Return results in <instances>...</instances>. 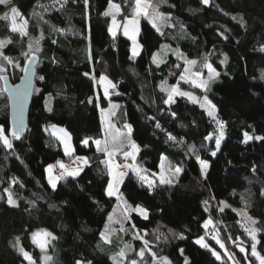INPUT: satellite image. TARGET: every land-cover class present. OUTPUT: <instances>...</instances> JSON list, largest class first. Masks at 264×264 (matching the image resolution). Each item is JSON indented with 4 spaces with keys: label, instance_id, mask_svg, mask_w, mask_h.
Wrapping results in <instances>:
<instances>
[{
    "label": "trees",
    "instance_id": "16d2710c",
    "mask_svg": "<svg viewBox=\"0 0 264 264\" xmlns=\"http://www.w3.org/2000/svg\"><path fill=\"white\" fill-rule=\"evenodd\" d=\"M156 1L160 11L170 14V25L161 35L143 19L142 50L135 57L131 41L122 34L114 38L109 31L111 16L104 15L111 2L121 9L119 13L113 9L114 15L131 17L135 0H88L87 4L71 0L62 8L60 4L53 7V0H11L9 6L0 5V16L16 7L28 22V35L21 36L10 31V20H0V40L12 41L4 54L18 65L6 64L3 76L17 83L28 62L23 53L30 42L35 48L34 40L41 33L44 37L41 50L34 52L38 57L36 86L28 126L20 139L11 135L8 99L0 79V125L13 142L8 149L0 141V264H28L18 245L41 263L43 253L32 238L41 230L56 237L49 245L52 260L47 264H76L78 260L114 264L100 235L117 204V198L106 194L110 175L101 163L106 155L94 143L104 135L100 110L110 105L102 94L101 76L117 86L112 90L120 94L116 99L121 108L114 120L119 126L123 122L132 126V139L139 146L136 164L153 176L166 156L183 170L180 179L170 185L159 184L153 176L156 183L149 188L130 169L121 192L133 207L146 209L148 219L132 211L126 231L118 235L133 240L138 230L157 257H166L171 264H184L185 258L189 264H222L195 243L203 236L221 253L224 264H232L202 227L211 217L220 223L219 237L240 264H246L236 246L241 241L249 259L259 264L250 255L252 241L244 226L261 229L257 251L264 255V140L244 143L243 134L264 136V0H210L208 5L201 0ZM167 43H171L168 55L154 62L155 54ZM174 50L183 58L178 59ZM205 56L219 77L209 83L206 92L190 83L181 87L200 99L206 95L216 106V118L226 125L219 151L215 148L219 128L206 110L187 97L177 96L175 103L165 104L167 93L160 87L164 81L168 86L177 84L185 59L196 60L194 70L206 73L202 67ZM225 56L227 62L222 64ZM48 97L53 101L50 112ZM51 125L70 132L73 155H66L58 138L46 131ZM169 133L176 140H169ZM209 134L212 140L206 139ZM85 139L87 145L82 143ZM77 156L86 157L88 163L79 175L59 179L53 190L48 166ZM201 160L209 165L206 176ZM13 179L18 183L12 185ZM6 188L18 207L7 203ZM222 202L230 207L220 212ZM244 210L258 223L252 225L238 214ZM134 242L136 248L143 247L140 241ZM148 261H153L150 254Z\"/></svg>",
    "mask_w": 264,
    "mask_h": 264
},
{
    "label": "snow or ice",
    "instance_id": "6c2138e0",
    "mask_svg": "<svg viewBox=\"0 0 264 264\" xmlns=\"http://www.w3.org/2000/svg\"><path fill=\"white\" fill-rule=\"evenodd\" d=\"M160 2L165 3L166 0H160ZM201 2L205 5H208L210 3V0H201ZM65 3H67V0H53V7L56 4H60V7L62 8ZM85 3L87 4L88 0H85ZM10 4H11V0H0V5L9 6ZM41 7L43 6L41 5ZM113 9H115L117 13L121 11L120 6L118 4H113L110 2L109 9L104 12V15L112 17V27L109 29V31L112 33L113 37L115 38L119 25L117 24L116 16L113 14V11H112ZM149 9H152V13L149 12ZM34 15H36V13H34ZM141 16L147 18L149 22L151 23L152 27L155 28L157 32H160L161 35H163V32L161 31V28L160 26H158L157 22L163 21L165 17L162 14L156 12V8L153 6L152 0H135V7L133 10V15L131 17L126 18L127 23L123 28V35L129 37V39L133 41V47H132L133 57L139 55L140 48L142 47L136 44L137 33L139 31V17ZM17 17H20L23 23L18 24ZM233 19H235V17ZM0 20H4V21L10 20L11 21L10 31L12 33H19L21 36L28 35V32H27L28 22L26 19L23 18L22 14L19 12V10L16 7H10L8 12H5L2 16H0ZM54 30L61 31V32L63 31V29H59V30L54 29ZM221 35L223 36L224 34L221 33ZM43 38H44L43 33H41L40 37L34 40L35 48L33 47V43L30 42L28 45V51L23 53L25 57H28L29 67L23 69L26 73H30L32 71L31 65H33L38 60V57L34 54V52H38L41 50L40 42L43 40ZM224 39L227 40L228 37L224 36ZM10 43H12L10 38L5 39V40H0V79H4L5 82L7 81V78L2 75L4 72L7 71V68L5 65L12 64L14 66H18V65H15V62L11 57L4 54L3 49L7 46V44H10ZM164 47L170 48L171 46L166 45ZM261 51H264V48H262ZM174 53L178 59L183 58L182 53H180L179 50H174ZM153 59H154V62H157V63L162 62V61H157L155 57ZM204 59H205V63L203 64L202 67L207 70L206 76L204 75L202 71H196V72L191 71L192 67L196 66L198 63L196 60L185 59L186 67H184L183 74H181L179 80L185 83H190L192 86L200 88L206 92L208 90L209 83L213 81L215 78L219 77L220 73L212 66L211 63L207 62V56H205ZM227 59H228L227 56H225L224 59L221 60V63L222 64L226 63ZM176 67L179 68L180 65H176ZM84 75L89 76L90 74L85 73ZM92 78L95 79V77H92ZM261 78L264 79V74H262ZM40 79H43V77H40ZM100 81L104 82L105 84L103 95L110 99L109 88L115 89L117 87L116 84L113 83L111 80H109L107 76H101ZM160 87H161V91L167 93V99L164 100L165 104L171 105L172 103H175L174 98L177 96L187 97L192 103H198L201 108L206 110L207 115L216 122L219 128V132L215 136V148H216V151H219L221 141L225 135L224 128L226 125H225V122L220 121L216 118V106L212 104L210 100H208V97L205 95L203 97V102H201L199 98H197L195 95L182 91L179 86V81L177 82L176 85H172V86H168L167 82L164 81L162 82ZM17 95L20 97H23L24 95H26V91L17 92ZM97 99H99V95L97 96ZM91 102L92 101L89 100V103ZM118 107H119L118 105H115V104L112 105L113 109L118 108ZM49 111H51V108H49ZM114 114L115 113H113V115ZM172 115L174 116L175 113H172ZM152 119L154 120L155 117H152ZM156 127L158 128L160 127L158 122L156 123ZM125 128L127 129V133L124 134L123 136H121L119 132L117 131V133L114 135H111L110 138L106 137L103 141L100 139H97L94 141L95 145L97 146V150L104 153L107 157L105 160L101 161V163H104L107 166L108 174L111 176V180L107 184V187H106V194L109 197L116 196L118 200L124 201V205H125L123 209L124 220L130 219V216L128 214L130 208H131V211L138 212L144 219H148V212L146 209H144L143 207L139 205L136 206L135 208H132L131 206L127 205V202L126 200H124L122 195H119V186L120 184H122L123 179L126 175V173L118 171L119 168L131 169L132 171L136 173V175L139 177L141 181L145 182L148 185L149 188H152L154 184L156 183L155 179L150 178L148 175L141 174L142 171H146V170L140 169L137 165H135V163L133 164L127 163V160L129 158H131L132 161L135 162L136 154L139 151V146L134 141L131 140L132 126L130 124H126ZM23 130L24 129H23L22 121H21V127L19 128V130H17V128L13 126L12 133H11L12 137L15 139H20V132H22ZM243 135H244V140H243L244 143H248L249 141L253 139L264 140V136H261V135H252V134H249L248 132H245ZM168 139L176 140V137L172 136L169 133ZM206 139L212 140L213 134H209V136H207ZM0 141L3 142V145L6 148L8 149L13 148V142L8 137V135H6V130L2 125H0ZM82 143L87 145L88 140L85 139ZM216 151L212 152L213 156L216 155ZM65 154L71 156V149L67 143H65ZM118 154L124 157V161H125L124 163L121 164L114 160V157L117 156ZM76 159L82 160L85 164H87L88 162L86 157H77ZM197 159H199L198 156H197ZM200 164H201L202 172L206 176V170L209 167V165L207 164V162L203 160L200 161ZM53 167H54L53 165H49L47 169V171L49 172V183L53 190H55L57 186V181L59 179H62L65 175L73 176V177L77 176L79 175V172L81 170L80 168H74L72 170H69L63 162H60L59 167L60 169H62V171L59 173V175L52 176L51 173H52ZM181 171L182 169L180 167H175L173 169L172 166L169 165L168 171L166 174L165 165L161 163L160 172L158 174H153V176L158 177L159 184L161 185L169 184L170 185L174 182V178L179 177V174L181 173ZM253 171H255V168H253ZM11 183L12 185H15L16 183H18V181L16 179H13ZM21 187H23L22 184H21ZM4 192L7 193V203L13 207H18V204H16L15 200L13 199L12 192L9 191V189L7 188L4 189ZM204 203L205 205H207L208 201H205ZM222 203H223V206L219 208L220 212H223L225 208L230 207L226 202H222ZM205 210L208 211L207 208ZM233 211H236V210L233 209ZM238 214L247 217V219L251 221L252 225H255L258 223L252 217L247 216L246 212L238 213ZM113 223H120L121 227L119 231H125V229L123 228L122 222L119 220H114L113 216L110 215L108 217V223L105 224L104 231L101 232L100 234L101 239L105 243H111V234L112 232L116 231V229L110 228V225ZM210 226H212L215 229V225L211 217H209L204 222L202 227L205 230H207L209 229ZM132 228L134 229L135 225H132ZM244 231L247 233V235L250 237L252 241L251 249H250L251 257H255L256 261H258L259 264H264V255H261L257 251V244L260 242L258 240V233L261 231V229L255 228V227L244 226ZM41 237L49 238V239H41ZM32 238H33V243L37 244L42 252L46 251L47 245L50 243V240L56 239V237L47 230H41V231L33 233ZM134 238L143 240V247L140 248V250L137 253V255L140 258L139 261L136 259H132L128 261V264H144V257L146 253L151 255L155 264H171V262L166 257H159V258L157 257L156 253L152 251L150 242L148 240H144L143 236L139 233L138 230L134 233ZM159 238L160 237L157 236V239ZM180 238L183 239L184 237L181 235ZM212 239L216 241V243L219 245L221 249H224V256H226L229 261H232V264H239V262L236 261L235 259V254L229 252L225 246V243L220 239L218 229H215V235L212 236ZM18 241H19V238H17V242ZM233 242L236 243L235 241ZM195 243L200 245L202 248L208 249L217 260H220L222 264H224V260H223V257L221 256V253L218 252L215 248H213L205 240L203 236L197 238ZM15 246L16 245H14V247ZM236 246L239 248V251L241 253L245 254L243 259L247 261V264H253V261L249 259L248 250L243 246V242L241 241ZM18 250L20 254L24 257V259L29 262V264H36V261L33 259L32 255L29 252L25 251L23 247H20ZM126 250H134V249H132V246L130 244H125L124 247L119 250V252H117L116 254L110 257L113 260L114 264H124V262L128 260L127 255H126ZM181 254H183L182 249H181ZM43 260L45 261V264H47L48 261L52 260V257L45 255L43 257ZM76 264H91V261L78 260L76 261ZM185 264H188L187 258H185Z\"/></svg>",
    "mask_w": 264,
    "mask_h": 264
},
{
    "label": "rangeland",
    "instance_id": "374dc122",
    "mask_svg": "<svg viewBox=\"0 0 264 264\" xmlns=\"http://www.w3.org/2000/svg\"><path fill=\"white\" fill-rule=\"evenodd\" d=\"M152 4H153V2H152ZM159 4V3H158ZM157 3H155V5H154V7L155 8H157L158 10H159V6L160 5H158ZM158 6V7H157ZM160 11V10H159ZM116 16V21H117V24L119 25V27H118V29H117V34L116 35H119V34H121L122 32H123V28H124V26L126 25V23H127V19L126 18H128V16L126 15V14H123V16H122V18L120 19V18H118V16L117 15H115ZM24 19H26L25 17H23ZM11 22V21H10ZM141 22H142V20L140 19L139 20V31H138V33H137V36L139 35V33H140V24H141ZM17 23L18 24H21V23H23V21L21 20V18L20 17H17ZM112 27V17H111V22H110V26H109V29ZM27 31H28V23H27ZM112 34V33H111ZM167 48L166 47H164L163 48V50H162V52H157V56H156V54H155V58L157 59V57H160V56H162V55H164V54H166V50ZM159 53V54H158ZM195 67V66H194ZM194 67H192V69H191V71L192 72H196L195 70H194ZM182 74H183V72H182ZM204 75L206 76L207 75V70H206V73H204ZM180 78V77H179ZM179 86H180V89L182 90V91H184V92H188V93H191L190 91H187L186 89H184V88H182L181 87V85L183 84V83H185V82H183V81H180L179 80ZM184 85V84H183ZM109 92H110V105H109V107H107L106 109H101L100 110V114H101V119H102V122H103V127H104V135H103V137H101V138H99L100 140H104L106 137H109L110 138V136L111 135H114V134H116L117 133V131L119 132V134L121 135V136H123L124 134H126L127 133V129L125 128V125L126 124H128L127 122H123L122 124H121V126H119L118 124H117V122H116V120H114V117H115V115L116 114H118V111H119V107H120V102H119V100L118 99H116V97H118V96H120V94L119 93H117V92H113V90L111 89V88H109ZM192 94V93H191ZM196 96V95H195ZM197 97V96H196ZM198 98V97H197ZM199 100L201 101V102H203V98L202 99H200L199 98ZM209 100V99H208ZM52 103H53V101H52V98L51 97H48V99H47V103H46V108H47V110L49 111V108H51V110H52ZM113 104H115V105H118L119 107L118 108H115V109H113L112 108V105ZM50 112V111H49ZM216 112H217V109H216ZM113 113H115L114 115H113ZM46 131L47 132H52L53 134H54V136H56L57 138H58V140L61 142V144H62V148H63V150H64V152H65V143H67L68 145H69V147H70V149H71V155H73V153H74V145H73V140H72V136H71V134H70V132L67 130V128H65V127H63V126H58V125H51V126H49V127H47L46 128ZM131 140L133 141V139H132V131H131ZM222 141H223V139H222ZM221 141V142H222ZM77 157H83V156H77ZM77 157H74L73 159H71V160H69V161H67V162H64V161H60V162H63L64 164H65V166L69 169V170H72V169H74V168H83L86 164L82 161V160H78V159H76ZM107 158V157H106ZM122 158H123V160H122V162H118V163H124L125 161H124V157L122 156ZM114 160H115V157H114ZM116 161V160H115ZM60 162H58L57 164H55V165H53L54 167L52 168V173H51V175L52 176H57V175H59V173L62 171V169H60V167H59V163ZM117 162V161H116ZM127 163L128 164H133V163H135V165H137L136 164V160H135V162H133L132 161V159L131 158H129L128 160H127ZM161 163H163L164 165H165V172H166V174H167V171H168V166L170 165V166H172V168L174 169L175 167H179V166H173L172 164H171V162L169 161V159L166 157V156H164L163 158H162V162ZM208 164V163H207ZM161 165V164H160ZM138 167H139V165H137ZM140 169H142V170H144L143 168H141V167H139ZM181 168V167H180ZM48 169V168H47ZM182 169V168H181ZM118 171H120V172H124V173H126V175H127V173H128V171H129V169L128 168H119L118 169ZM159 172H160V166H159ZM158 172V173H159ZM158 173H156V174H158ZM182 173H183V170L181 171V173L179 174V177L178 178H174V182L173 183H176L179 179H180V177H181V175H182ZM141 174L142 175H148L150 178H152V179H154L155 177H153V176H151L148 172H146V171H142L141 172ZM126 175H125V177H126ZM47 176H48V179H49V172L47 171ZM125 177H124V179H125ZM158 178V177H157ZM124 179H123V181H124ZM110 180H111V176L109 177V182H110ZM58 182V181H57ZM108 182V183H109ZM123 183V182H122ZM121 186H122V184H120V186H119V195H122V197L124 198V200H126V202H127V205H129V206H131L132 208H135V207H133L132 206V204L126 199V197L122 194V192H121ZM112 197H115V198H117L116 196H112ZM124 207H125V205H124V201L123 200H118L117 199V204H116V206L113 208V210L110 212V214H109V216L110 215H112L113 216V219L114 220H119V221H121L122 222V224H123V228L125 229V231H126V229H127V227H128V220H124V218H123V209H124ZM131 208L129 209V216L131 215ZM243 212H246L245 210L243 211ZM247 213V212H246ZM108 216V217H109ZM248 216V215H247ZM108 223V219H107V222H106V224ZM120 227H121V224L120 223H113V224H111L110 225V228H112V229H116V231H114V232H112V234H111V243H105L103 240V243L105 244V246L108 248H105L107 251H108V253H109V255L110 256H112V255H114V254H116L117 252H119V250L121 249V248H123L124 247V245L125 244H130L131 246H132V249H134V250H126V255H127V258H128V260L127 261H125L124 262V264H127L128 263V261H130V260H132V259H136V260H138L139 261V256L137 255V253H138V251L140 250V248H142V246H140L139 248H136L135 246H136V243L134 242V241H140L142 244H143V240H141V239H135L134 238V236H133V240H130V239H126L125 237H120L119 235H118V232H120L119 231V229H120ZM103 231H104V229H103ZM125 231H122L123 233L125 232ZM114 234H116V237H115V235ZM131 234H132V232H131ZM141 234V233H140ZM142 235V234H141ZM143 236V235H142ZM41 239H49V238H44V237H41ZM143 239L145 240V237L143 236ZM51 241L52 240H50V243H51ZM50 243L47 245V248H46V251L45 252H42L41 251V249L37 246V248H38V250L41 252V253H43V255L41 256V258H42V260H41V263L38 261V260H36L35 258H34V256L32 255V257H33V259L36 261V264H45V261L43 260V257L45 256V255H48V256H50L49 254H48V250H49V245H50ZM21 246L20 245H18V249L20 248ZM227 248V247H226ZM229 252H231L230 250H228ZM232 253V252H231ZM235 259H236V261H238V259L236 258V256H235ZM188 260V264H189V259H187ZM27 261V260H26ZM28 262V261H27ZM239 262V261H238ZM28 264H29V262H28ZM144 264H154V261H148V253H146V255H145V257H144ZM184 264H185V262H184ZM239 264H240V262H239Z\"/></svg>",
    "mask_w": 264,
    "mask_h": 264
},
{
    "label": "water",
    "instance_id": "95a60500",
    "mask_svg": "<svg viewBox=\"0 0 264 264\" xmlns=\"http://www.w3.org/2000/svg\"><path fill=\"white\" fill-rule=\"evenodd\" d=\"M37 64L38 60L31 65L32 71L30 73H26L23 71L21 79L17 83H13L8 76L7 81L3 80L4 90L6 93V97L8 99L9 105V119L11 127L15 126L17 130L21 127V121L23 125V131L20 132V136H22L28 126V118L30 109L32 106L34 91L36 86V78H37ZM29 64L27 62L25 68H28ZM24 68V69H25ZM26 95L20 97L17 95V92H25ZM238 253L244 257V253H241L238 248ZM247 264V261H245Z\"/></svg>",
    "mask_w": 264,
    "mask_h": 264
},
{
    "label": "crops",
    "instance_id": "0c3cea01",
    "mask_svg": "<svg viewBox=\"0 0 264 264\" xmlns=\"http://www.w3.org/2000/svg\"><path fill=\"white\" fill-rule=\"evenodd\" d=\"M152 2H153V6L155 5V3H159L158 1H156V0H152ZM159 5V4H158ZM160 10V9H159ZM157 8H156V12H158V13H160V14H162L164 17H165V19L163 20V21H158L157 23H158V26H160V28H161V31L162 32H164L165 31V29L170 25V14H168V13H166V12H162V11H159ZM149 12L150 13H152V9H149ZM143 20V19H146V20H148L147 18H145V17H143V16H141V17H139V20ZM149 21V20H148ZM156 30V29H155ZM158 33H160V32H158ZM122 34V36H124L123 35V32L121 33ZM124 37H126V38H128L129 39V37H127V36H124ZM130 41H131V51H132V47H133V41L131 40V39H129ZM136 44L137 45H139V46H141V44H140V42H139V35L137 36V38H136ZM166 45H171V43L169 44V43H167V44H165V46ZM141 50H142V47L140 48V52H141ZM167 51H166V54H164V55H162L160 58H158L157 57V61H163L164 59H165V57H166V55H168L167 53H169L170 52V49L169 48H167L166 49ZM139 52V53H140ZM162 52V51H161ZM159 54V53H158ZM156 56H157V54H156ZM104 86H105V84H104V82H101V88H102V94H103V91H104ZM108 98V97H107ZM120 102V101H119ZM120 108H121V102H120V107H119V110H120ZM117 115V114H116ZM115 115V116H116ZM136 156H137V154H136ZM116 160V159H115ZM88 161V160H87ZM88 163V162H87ZM130 170V169H129ZM136 212V211H135ZM138 213V212H137ZM139 214V213H138ZM140 215V214H139ZM141 216V215H140ZM142 217V216H141Z\"/></svg>",
    "mask_w": 264,
    "mask_h": 264
},
{
    "label": "built area",
    "instance_id": "2783aa9c",
    "mask_svg": "<svg viewBox=\"0 0 264 264\" xmlns=\"http://www.w3.org/2000/svg\"><path fill=\"white\" fill-rule=\"evenodd\" d=\"M67 1H71V0H67ZM115 159L118 162H122V160H123L122 155H119V154L115 157ZM213 222H214V225H215V229H218L219 233H220V231H221L220 223L216 219ZM215 229L212 226H210L209 229L206 230V233H207L208 237L212 238V236L215 235Z\"/></svg>",
    "mask_w": 264,
    "mask_h": 264
}]
</instances>
